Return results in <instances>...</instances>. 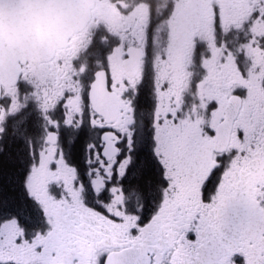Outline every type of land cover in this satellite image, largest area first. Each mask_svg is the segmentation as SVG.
Returning a JSON list of instances; mask_svg holds the SVG:
<instances>
[{
	"label": "flooded vegetation",
	"instance_id": "1",
	"mask_svg": "<svg viewBox=\"0 0 264 264\" xmlns=\"http://www.w3.org/2000/svg\"><path fill=\"white\" fill-rule=\"evenodd\" d=\"M256 11L262 18L253 19ZM86 31L90 32L88 51L99 34L108 47L90 51V56L103 59L102 67L86 66L90 77L85 96L73 98L67 106L73 113L71 120L62 117L64 90L54 97V120H48L51 124L46 133L37 112L28 109L17 117L0 113V134H4L5 124L11 127L27 118L30 146L40 155L39 167L27 177V189L43 212L37 211L39 223L32 229L36 231L33 244L43 245V250L38 252L27 240L18 247L13 240L0 245V259L17 264H73L80 258L87 264L93 258L97 244L87 228L95 216L86 208V201L90 190L104 191L103 159L100 155L88 159L89 153L80 148L70 153L69 141L74 142L89 124L93 133L101 127L110 129L104 137V158L114 165L119 139L127 136L131 140L141 133L146 137L155 129V89L167 92L170 110L160 118L159 123L165 121L166 125L163 132L155 131V139L166 176L177 189V203L191 205L197 197L198 182L202 183L215 165L214 153L231 155L232 150H239L228 173L232 187L264 182V50L260 45L264 0H96L85 30L75 34L51 62L37 68H49L53 88L60 86L65 67L61 65L55 81L57 65ZM134 59H139L137 66ZM28 68L33 67L25 66L18 85L11 89L21 87ZM98 72H105L108 91L119 105L112 122L98 115L90 102V87ZM9 90L3 91L0 109ZM231 100L238 112L223 139ZM79 110L84 118L76 114ZM92 141H96L95 135ZM27 151L26 147L18 169L21 176L27 168ZM117 202L120 200L111 206L114 213ZM7 231L14 236L20 230L13 221ZM236 252L244 256L245 264H260L264 243L226 245L218 259L221 264H235L231 257ZM184 260L178 251L169 264H184Z\"/></svg>",
	"mask_w": 264,
	"mask_h": 264
},
{
	"label": "snow or ice",
	"instance_id": "2",
	"mask_svg": "<svg viewBox=\"0 0 264 264\" xmlns=\"http://www.w3.org/2000/svg\"><path fill=\"white\" fill-rule=\"evenodd\" d=\"M260 18L261 13L256 11L253 19ZM260 45L264 50V38H260ZM28 131L25 117L11 130L6 129L7 135L0 134V245L14 240L23 247L27 240L39 252L43 245L33 244L36 231L32 229L39 223L37 211L40 215L43 212L28 194L27 177L39 167L40 155L30 146ZM109 131L101 127L93 133L89 124L74 142L69 141L70 153L80 148L89 153L88 159L100 155L105 169L101 173L103 193L90 190L86 201V208L95 216L88 221L87 231L97 244L87 264H169L178 251L184 254V264H221L218 255L226 245L239 246L241 241L255 244L257 240L264 243V182L232 187L228 176L238 149L231 155L214 153L215 165L207 178L198 182L197 197L191 205H182L175 201L177 189L166 176L167 168L157 152L155 129L146 137L141 133L131 140L127 136L119 139L114 165L104 158V137ZM21 145L28 149L22 176L18 171L23 162ZM118 200L114 213L111 206ZM13 221L20 230L14 236L7 231ZM231 259L235 264H245L240 252ZM0 264L17 262L0 259ZM73 264L82 262L76 258Z\"/></svg>",
	"mask_w": 264,
	"mask_h": 264
},
{
	"label": "water",
	"instance_id": "3",
	"mask_svg": "<svg viewBox=\"0 0 264 264\" xmlns=\"http://www.w3.org/2000/svg\"><path fill=\"white\" fill-rule=\"evenodd\" d=\"M96 0H0V102L4 90L18 85L23 68L49 63L58 50L81 33L91 19ZM137 66L139 59H134ZM93 110L112 122L119 105L107 88L105 72L95 74L89 91ZM238 112L229 103L225 135Z\"/></svg>",
	"mask_w": 264,
	"mask_h": 264
},
{
	"label": "rangeland",
	"instance_id": "4",
	"mask_svg": "<svg viewBox=\"0 0 264 264\" xmlns=\"http://www.w3.org/2000/svg\"><path fill=\"white\" fill-rule=\"evenodd\" d=\"M88 31L84 32L81 38L66 50L62 62H59L57 65L53 73V80L55 81L58 78L61 65H65L60 75L61 82L59 87L53 88L54 82L52 83V79L48 76V67L42 66L38 70L28 68L25 70L21 79V87L11 89L4 95L3 106L0 109V113H3L5 117H17L20 114L22 116L24 111L28 109L37 112L38 116L43 118L41 126L42 131L46 133L51 124L48 120H54L52 114L56 108L54 97L59 90H64L63 97L65 103L63 105V114H61L62 117H66V120H71L73 118V113L68 111L67 106L73 98L78 96L81 97V95H83V97L85 96V89H87L86 83L90 77V73L86 70L84 59L87 43L89 41L88 36L90 32ZM81 41L84 43L82 46ZM73 87H76V89ZM165 93L162 94L161 90L158 89H155L154 92L156 100L154 128L156 132H163L166 122L159 123V121L160 118L165 117L170 110L166 101L167 92ZM76 114L78 117H83L84 115L80 110ZM83 124L84 122L82 125ZM74 127L75 126H73V128Z\"/></svg>",
	"mask_w": 264,
	"mask_h": 264
},
{
	"label": "trees",
	"instance_id": "5",
	"mask_svg": "<svg viewBox=\"0 0 264 264\" xmlns=\"http://www.w3.org/2000/svg\"><path fill=\"white\" fill-rule=\"evenodd\" d=\"M106 46L108 47L107 41L104 40V38H102V35L101 34L96 35V37H94V41H93L92 45L89 48V51L87 49V51H86V53L84 55L86 66L92 67V65H94L95 68H101L102 67V63H103V59L101 57H99V56H93V55L90 56V51L91 50H96V49H101L102 50L103 48L105 49ZM4 126L5 127L3 129V132H4L3 135H7L6 129L11 130L12 126L10 127L9 124H7V125L5 124ZM8 142L10 144L12 143V138L10 136L8 137ZM20 154L23 157L26 154V147L24 145L20 146Z\"/></svg>",
	"mask_w": 264,
	"mask_h": 264
}]
</instances>
